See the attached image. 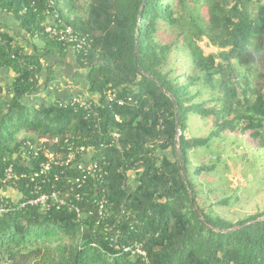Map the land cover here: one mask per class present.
Here are the masks:
<instances>
[{
	"label": "trees",
	"instance_id": "16d2710c",
	"mask_svg": "<svg viewBox=\"0 0 264 264\" xmlns=\"http://www.w3.org/2000/svg\"><path fill=\"white\" fill-rule=\"evenodd\" d=\"M50 3L63 24L91 38L85 54H74L93 101L87 112L37 96L48 90L39 79L44 58L63 61L69 51L44 34ZM0 10L26 40L44 43L43 53H25L0 32V67L15 75L5 95L0 89V164L31 174L44 152L66 159L72 151L76 159L13 187L69 189L67 180L81 175L73 167L80 146L92 148L102 168L86 178L80 200L70 196L80 217L68 207L3 215L0 264H264V212L231 222L200 206L219 190L209 178L224 152L214 142L238 135L264 151V2L0 0ZM191 116L211 119L214 129L187 137ZM27 143L41 148L30 156L31 171L21 160ZM202 149L209 160L195 166L192 155ZM135 242L147 262L124 252Z\"/></svg>",
	"mask_w": 264,
	"mask_h": 264
},
{
	"label": "built area",
	"instance_id": "2783aa9c",
	"mask_svg": "<svg viewBox=\"0 0 264 264\" xmlns=\"http://www.w3.org/2000/svg\"><path fill=\"white\" fill-rule=\"evenodd\" d=\"M51 7L52 3L49 4L46 11L48 20L44 27V34L52 41L67 45L69 50L74 54H85L91 44L90 36L76 32L71 26L63 24L59 16L50 11ZM107 99L111 101L113 97L107 95ZM131 101V98L119 99L116 103L118 106L122 107L126 102L130 103ZM68 102L86 112L89 111L93 105V101L77 96L67 100H57L55 104L60 107ZM116 121H118L117 118ZM112 138L116 141L118 139V134L114 133ZM40 149V147H34L29 143L25 145L21 153V160L23 162L22 164H24L25 167L27 166L29 171L34 170L33 163L30 161V156H36ZM76 154L80 156V160L75 162L73 167L79 170L81 175L67 180L69 189H58L51 192H43L42 186L36 184L34 188H29L27 192L20 194L18 189H15L13 186L21 180L34 183L35 179H44L52 165L62 166L73 163L76 161L74 152L70 151L66 159L54 157L52 154L44 152L45 161L40 163L37 169L31 174L16 172L13 164H0V218L8 213L23 211L29 208L37 209L40 213H47L52 210L59 211L63 207H68L80 217V210L73 204L70 196L74 192H77L75 200H80V192L85 185L86 178L89 176L95 177V174L101 172L102 168L97 162L91 161V156L93 155L92 148H85L84 146L77 147ZM103 165H105V163H103ZM42 182L44 183L45 181L42 180ZM3 189H14V196L11 197L9 194H3ZM102 209L103 205L100 204L99 214H102ZM124 252L130 253L132 256H137L144 262H147L146 252L143 250L141 244L137 242L125 247Z\"/></svg>",
	"mask_w": 264,
	"mask_h": 264
},
{
	"label": "rangeland",
	"instance_id": "374dc122",
	"mask_svg": "<svg viewBox=\"0 0 264 264\" xmlns=\"http://www.w3.org/2000/svg\"><path fill=\"white\" fill-rule=\"evenodd\" d=\"M254 2L258 5L264 0H254ZM60 68L61 78L67 80L66 86L70 87L73 84L78 87L82 86V75L79 74L78 70L76 72L73 67L69 68L62 65ZM77 97L86 98L84 94ZM213 129L211 119L201 120L198 117L191 116L188 122L187 137H205ZM213 144L219 145L218 151H222L224 154L222 155L223 159L218 164L219 172L209 179L216 177L219 180L222 175L223 182L213 181L211 185L214 187L219 185V190L217 193L210 194L207 203L205 201V203L201 202L200 206L213 216H219L231 222L247 215L264 212V151H251L238 135H227L223 141H216ZM203 152L204 149L196 151L192 155L193 165L198 166L209 160L208 154L202 155ZM232 159H236L234 164ZM223 164L227 165L229 170L227 173L225 172L226 175L222 174ZM223 198H229V203L225 206H216L215 203ZM208 204H211V207Z\"/></svg>",
	"mask_w": 264,
	"mask_h": 264
},
{
	"label": "crops",
	"instance_id": "0c3cea01",
	"mask_svg": "<svg viewBox=\"0 0 264 264\" xmlns=\"http://www.w3.org/2000/svg\"><path fill=\"white\" fill-rule=\"evenodd\" d=\"M0 32L5 35L7 40L12 41L13 48H23L25 53H34L35 49L38 50L39 53H43L42 50L44 49V43L36 40H26L27 36L22 30H20L19 24L14 16L2 10H0ZM61 65L69 68L73 67L74 71L77 70L75 68V56L72 51L69 50L67 52V56L63 61L50 55H47L44 58L42 61V72L39 79L41 83L47 80L49 81L47 85L48 90L45 92H39L37 96L46 99L47 103L58 99L66 100L67 98L69 99L74 96H79L80 94H84L87 97L83 76L81 79L83 82L82 86L78 87L76 84H73L70 87L66 86L67 80L61 78ZM79 74L82 75L80 72ZM14 77V73L9 68L0 67V89L2 95H5L6 91L12 86ZM37 96L29 99L33 102L39 101L36 99ZM2 193L6 195L9 194L12 197L14 196V189H3Z\"/></svg>",
	"mask_w": 264,
	"mask_h": 264
}]
</instances>
